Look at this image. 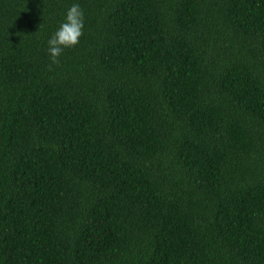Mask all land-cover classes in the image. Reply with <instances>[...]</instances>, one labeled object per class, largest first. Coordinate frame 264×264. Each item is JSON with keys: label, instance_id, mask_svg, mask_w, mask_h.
Instances as JSON below:
<instances>
[{"label": "trees", "instance_id": "trees-1", "mask_svg": "<svg viewBox=\"0 0 264 264\" xmlns=\"http://www.w3.org/2000/svg\"><path fill=\"white\" fill-rule=\"evenodd\" d=\"M0 264H264V0H0Z\"/></svg>", "mask_w": 264, "mask_h": 264}, {"label": "clouds", "instance_id": "clouds-1", "mask_svg": "<svg viewBox=\"0 0 264 264\" xmlns=\"http://www.w3.org/2000/svg\"><path fill=\"white\" fill-rule=\"evenodd\" d=\"M84 30V12L78 3H73L66 11L64 21L49 37L47 54L53 64L59 63L64 49L76 47Z\"/></svg>", "mask_w": 264, "mask_h": 264}]
</instances>
